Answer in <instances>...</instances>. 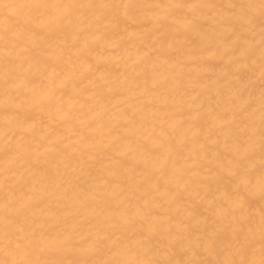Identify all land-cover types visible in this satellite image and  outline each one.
<instances>
[{
	"label": "bare ground",
	"instance_id": "bare-ground-1",
	"mask_svg": "<svg viewBox=\"0 0 264 264\" xmlns=\"http://www.w3.org/2000/svg\"><path fill=\"white\" fill-rule=\"evenodd\" d=\"M0 264H264V0H0Z\"/></svg>",
	"mask_w": 264,
	"mask_h": 264
}]
</instances>
